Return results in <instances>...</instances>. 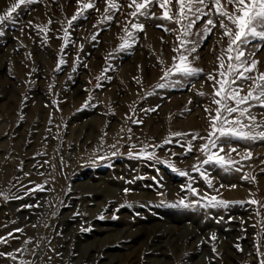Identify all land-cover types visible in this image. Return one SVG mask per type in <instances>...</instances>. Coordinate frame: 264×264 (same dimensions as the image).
Masks as SVG:
<instances>
[{
  "label": "rangeland",
  "instance_id": "rangeland-1",
  "mask_svg": "<svg viewBox=\"0 0 264 264\" xmlns=\"http://www.w3.org/2000/svg\"><path fill=\"white\" fill-rule=\"evenodd\" d=\"M14 2L0 0V14ZM81 2L95 7L73 22L66 45L63 29L80 7L76 0L21 5L0 27V236L7 240L0 242V253L16 257L0 255V264H259L257 248L264 253V140L224 143L220 155L236 163L227 169L205 166L212 188L192 171L199 166L197 158L204 159L198 148L205 141H192L187 155L181 146L210 130L205 109L215 115L216 105L208 74L220 78L222 54L227 78L228 40L221 38L218 21L206 39L202 22L187 37L200 41L189 60L203 71L174 73L157 87L161 69L171 66L176 54L179 25L161 19L163 10L154 4L149 12L156 18L139 17L144 31L136 33L131 47L118 50L127 35L124 25L135 19L128 15L131 0H115L120 10L112 21L104 19V0ZM221 3L232 10L227 0ZM169 8L175 15V0ZM45 27L50 29L47 39L41 31ZM257 44L264 42L252 40L246 52L255 53L251 58L264 72V46L257 50ZM61 56L66 63L57 71ZM251 83L244 84L241 95ZM251 111L261 122L264 109ZM166 139L172 142L164 144ZM113 144L115 156L110 155ZM145 144L162 145L148 149L156 159L128 155ZM230 146L236 151L230 153ZM245 149L251 158L242 159ZM164 161L187 171L199 195L182 189L188 177ZM217 190L229 205L203 207L202 197L217 195ZM181 198L199 200L200 206H170ZM160 239L161 247L156 245Z\"/></svg>",
  "mask_w": 264,
  "mask_h": 264
},
{
  "label": "snow or ice",
  "instance_id": "snow-or-ice-1",
  "mask_svg": "<svg viewBox=\"0 0 264 264\" xmlns=\"http://www.w3.org/2000/svg\"><path fill=\"white\" fill-rule=\"evenodd\" d=\"M37 2V0H15L7 10L0 14V27L7 21L13 19V13L21 5L32 4ZM80 7L77 8L76 13L67 21L68 28H64L63 40L65 45L69 43L70 32L69 28L72 27L73 22L78 20L84 15V10L93 9L95 7L94 2L82 3L81 0H76ZM105 10L104 19L107 21H112L117 11H119V5L115 0H104ZM158 5L162 9L161 19H167L169 21H174L179 25L177 31L176 39L179 42L173 47V52L176 53L172 57V64L168 67H163L161 70L163 75L161 76V82L157 84V87H164L163 81L169 80L174 73L180 74L181 76H194L200 74L203 69L193 66L189 56L197 51V46L200 41H192L187 39V37L192 35V29L197 24V22H202L203 24V36L202 39H206L207 35L210 34L216 27L218 21L220 29H222L221 38L227 37V53H228V67H227V78L226 73L223 70L224 58L223 54L218 57L220 62L219 79L213 76L212 73L208 74V79L214 81V95L212 102L216 105L215 115L211 114V111L206 108L205 112L209 114L210 119V130L206 137H201L199 134H194L191 140L186 141L185 144L181 145L184 148V154L187 155L193 150V143L197 139L203 140L205 142L199 145L198 151L203 155L204 159H199L197 165L192 166V171L199 174L203 178L208 187L212 188V177L208 174L205 169L206 165L214 164L220 166L221 168H230L235 165L236 162L231 159L220 155L224 151V143L231 144L233 140H251L253 142L257 140H264V118L261 122L257 121L256 115L253 114L251 109L253 107H260L264 109V72L257 70V65L259 61L257 59L251 58L255 55L254 52H246V47L252 40L259 38L261 42H264V0H227V4L232 6V10L229 11L225 5L221 3V0H175V6L177 12L175 15L170 14V0H131L128 7L133 9L128 15L135 18L130 24L124 25V31L127 33L123 43L119 45L118 50H125L132 46L136 42L137 32L144 31V24L139 22V17L145 18H156L155 13H150L149 9L153 5ZM98 11V9H97ZM206 18V19H205ZM52 21L49 20V24ZM31 24V21L29 22ZM96 27V25H93ZM157 27H162V25H157ZM131 29V31L129 30ZM50 29L47 27L42 28L41 31L45 33V39H47V32ZM165 31H174L172 29L165 28ZM3 33L0 32V35ZM198 36L201 35L198 30L196 33ZM99 33L93 35L92 39H98ZM162 42H163V38ZM262 44H257L255 47L258 50ZM63 45L61 52H63ZM81 50L83 45L80 46ZM234 54V55H233ZM30 55V54H29ZM79 57L77 56V59ZM198 59L199 57H195ZM109 59L106 57V60ZM160 63L163 64V60L157 57ZM66 63V60L61 56L58 59L56 65V70H60L61 66ZM250 73H255L251 75ZM103 79H110L107 75H103ZM239 80L240 84L235 82ZM247 81H251L248 92L245 95H241L240 92ZM139 83V80H137ZM97 84V87H100ZM201 95L203 93H200ZM91 99V98H90ZM88 106V101H85L83 107ZM155 110V109H151ZM133 123H142V121L134 120ZM123 131V129H121ZM131 130L129 129V132ZM174 137H179L181 133H172ZM131 139V137H129ZM170 140H165L163 143H171ZM180 143L179 140L175 141ZM103 146V138H101V148ZM114 151L110 153L111 156H115L118 153L116 145L110 146ZM162 147V145H148L145 144L139 152L133 153L129 151L128 155H135L137 158H147L156 159L155 151H149V148ZM236 149L229 147V152H235ZM245 157L251 158L252 153L250 150L245 149ZM239 154V153H237ZM172 155H176L172 153ZM105 156H97L96 160H105ZM61 163L63 160L61 158ZM95 163V160L92 161ZM172 171L177 172L180 176L188 177L189 183L182 186V189H187L194 196H198V190L196 187L192 186L193 177L189 175L187 171L180 170L174 166V164L164 161ZM239 170V169H236ZM254 180L255 177H252ZM229 187L235 188V184L228 185ZM37 188H42L41 185H37ZM220 187H224L223 184ZM125 193L129 189H124ZM162 195V193H159ZM0 196H4L0 193ZM7 199V197H5ZM204 203L203 207H227L229 201L219 198L218 190L217 195L205 194L202 197ZM251 204L259 205L260 202L251 199L248 201ZM130 206V205H129ZM170 206H180V207H193L200 206L199 200H188L187 198H181L175 204ZM259 215V212L257 213ZM16 231H22L21 229H16ZM8 233V236H11ZM215 240L216 237L213 234L211 237ZM0 242L7 243L5 237L0 236ZM39 242H37V247ZM239 248V245H237ZM17 252L21 251L16 249ZM212 251L215 252L216 249L213 246ZM258 255L262 258L259 264H264V253H260L259 248H257ZM35 254V253H33ZM0 255H6L16 259L12 253H0ZM20 264H28L24 260H20Z\"/></svg>",
  "mask_w": 264,
  "mask_h": 264
},
{
  "label": "bare ground",
  "instance_id": "bare-ground-1",
  "mask_svg": "<svg viewBox=\"0 0 264 264\" xmlns=\"http://www.w3.org/2000/svg\"><path fill=\"white\" fill-rule=\"evenodd\" d=\"M183 229H184V228H183ZM183 229H182V230H183ZM184 231H185V230H184ZM169 236H170V235H169ZM167 237H168V236H167ZM171 238H173V239H174V236H173V235H172V236H170V239H171ZM156 239H157V238H156ZM161 239H162V238H161ZM161 239H160V240H161ZM163 242H164V241H163V240H161V241H159V242H158V244H156V245H158L159 247H161ZM165 242H166V241H165ZM163 257H164V256H163ZM160 260H161V259H160ZM162 260H163V259H162Z\"/></svg>",
  "mask_w": 264,
  "mask_h": 264
}]
</instances>
